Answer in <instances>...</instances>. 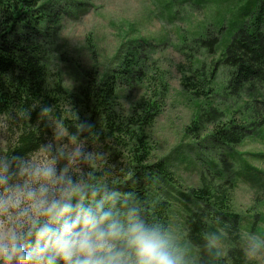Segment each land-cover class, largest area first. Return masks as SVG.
Here are the masks:
<instances>
[{
  "label": "rangeland",
  "instance_id": "rangeland-1",
  "mask_svg": "<svg viewBox=\"0 0 264 264\" xmlns=\"http://www.w3.org/2000/svg\"><path fill=\"white\" fill-rule=\"evenodd\" d=\"M67 1L42 0L36 11L29 12L32 18L46 16L29 32L36 43L42 45L43 63L48 65L45 96L56 98V84L61 83L66 92L60 96L61 105L58 106L61 120H73L74 112L78 119L85 120L89 116L86 110L82 105L76 107L78 102H83L82 91L101 85L99 83L111 76L126 58H136L143 74L137 75L132 82L123 79L126 89H120L114 113L126 125L133 104L143 96L149 100L150 94L146 95V92L153 88H149L151 81L157 84L155 91L160 96L154 100L160 109L144 132L151 149L148 162L171 158L172 172L179 181L172 191L175 199L172 200L174 219L171 228L179 241L187 246L191 264H194L196 259L190 253L193 250L188 243V224L182 214L183 207L192 206L190 197L194 190L201 188L203 166L196 163L197 158L192 157V153L208 157L218 154L220 145L215 143L213 136L217 121H222L225 127L234 123L240 126L246 120L245 116L249 121L248 116L252 114L251 119L256 123L264 116L256 110L262 108L260 99L254 102L244 92L232 93L230 68L219 65L220 55H209L199 42L210 28L215 33L219 27L226 26L231 11L243 0H207L203 3L199 0H83L89 4L86 3L87 11L78 20H75L77 17L70 20L55 15L59 4L64 5ZM4 10L0 5L1 18L5 17ZM190 64L197 70H208L203 71L207 75L217 68L218 76L210 86L217 90L216 100L206 102L182 85ZM52 107L56 108V104ZM32 109L34 111L35 107ZM94 128L109 154V163L132 170L131 138L124 136L115 140L99 120ZM249 129L247 133L251 137L243 139L236 149L244 154L264 153V140L253 137L256 125L252 127L253 131ZM43 132L46 140L50 130L46 128ZM178 151L184 153L177 155ZM182 155L191 156L196 168L188 169L187 162L180 163L179 156ZM254 158L250 160L264 170L262 163ZM254 194V189L245 184H239L234 190V211L243 216L242 239L239 240L243 251L252 236L264 238V196L258 199ZM218 247L224 255L225 246L219 244ZM245 257L246 264H264V250L255 257Z\"/></svg>",
  "mask_w": 264,
  "mask_h": 264
},
{
  "label": "trees",
  "instance_id": "trees-1",
  "mask_svg": "<svg viewBox=\"0 0 264 264\" xmlns=\"http://www.w3.org/2000/svg\"><path fill=\"white\" fill-rule=\"evenodd\" d=\"M41 1L0 0V5L5 9V17L1 18L0 12V112L20 106L27 107L31 110L28 123L38 126L37 131L25 133L21 145L15 149L16 153L22 155L36 149L45 140L43 130L47 127L39 119L40 108L56 104L59 111L60 96L66 95L60 83L56 84V98L45 96L49 78L48 65L43 63L42 45L36 43L29 34L34 26L46 19L44 15L34 18L29 16V12L36 11ZM205 1L207 0H199L201 3ZM86 3L89 4L83 0H68L64 5L59 4L55 15L70 20L77 17L75 20H78L87 11ZM217 31L214 33L210 28L200 38V46L209 55L219 54V65L230 68L229 87L232 93L236 95L244 92L254 102L260 99L262 108L256 110L264 113V0H243L231 11L227 25L219 27ZM188 67L182 85L199 94L206 102L216 100L217 90L210 86L218 76L217 68L207 75L203 72L208 71L206 69L197 70L192 64ZM141 73L136 58H126L111 76L99 83L101 85L92 84L94 88L83 90V102H78L76 107L82 105L89 115L87 119L79 121H87L95 126L99 120L115 140H121L124 136L131 138L135 183L130 181L124 187L139 192L148 203L149 214L171 227V220L174 219L173 187L179 181L172 172L173 165L169 156L154 163L148 162L151 149L144 136L160 109L154 100L160 96L155 91L157 84L151 81L149 88H153L146 92V95L150 94L149 100L143 96L133 104L126 125L122 124L121 118L116 116L113 109L117 106L115 101H119L120 89H126L127 84L122 83L123 79L132 82ZM95 81L96 78L93 79ZM32 107H35L34 111ZM150 109L151 112L148 111ZM214 110L218 111L217 108ZM251 117L252 114L247 121L245 116L246 120L240 126L234 123L225 127L222 121L214 124V141L220 145L215 158L192 153V157L197 158L196 163L203 166L201 188L194 190L190 197L192 206L183 207L182 214L188 224V243L193 250L190 253L196 259L194 264H246L245 253L239 246L243 216L234 211V190L239 184H245L254 189L258 199L264 196V170L250 160L256 157L253 160L260 161L264 166V153L244 154L236 149V146L243 143V139L251 137L247 129L249 127V131H253L254 125L257 131L253 137L264 140V116H260L257 123ZM67 123L72 127L71 120ZM93 130L98 133L95 128ZM179 153L184 152L178 151L177 155ZM179 158L180 163L187 162L188 169L195 167L191 156L182 155ZM211 232L223 234L221 244L225 246L224 255L220 251L216 254L206 247V235Z\"/></svg>",
  "mask_w": 264,
  "mask_h": 264
},
{
  "label": "clouds",
  "instance_id": "clouds-1",
  "mask_svg": "<svg viewBox=\"0 0 264 264\" xmlns=\"http://www.w3.org/2000/svg\"><path fill=\"white\" fill-rule=\"evenodd\" d=\"M30 115L24 106L0 112V264H191L173 229L125 189L133 171L109 163L94 126L75 112L70 127L42 106L51 134L16 153L23 135L37 131ZM222 240L208 233L206 247L219 254ZM262 250L264 238L252 236L244 253Z\"/></svg>",
  "mask_w": 264,
  "mask_h": 264
}]
</instances>
